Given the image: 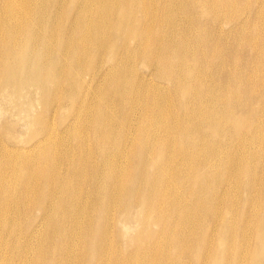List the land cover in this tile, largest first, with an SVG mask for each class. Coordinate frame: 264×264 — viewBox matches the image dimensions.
Listing matches in <instances>:
<instances>
[{"label":"bare ground","instance_id":"obj_1","mask_svg":"<svg viewBox=\"0 0 264 264\" xmlns=\"http://www.w3.org/2000/svg\"><path fill=\"white\" fill-rule=\"evenodd\" d=\"M0 264H264V0H0Z\"/></svg>","mask_w":264,"mask_h":264},{"label":"rangeland","instance_id":"obj_2","mask_svg":"<svg viewBox=\"0 0 264 264\" xmlns=\"http://www.w3.org/2000/svg\"><path fill=\"white\" fill-rule=\"evenodd\" d=\"M253 32V34L254 35H256V36H259V35H261V32L260 31H258V30H256V31H252ZM261 45V44H260ZM246 58H248L246 55H244ZM244 59V58H243ZM244 61L246 62L247 60L246 59H244Z\"/></svg>","mask_w":264,"mask_h":264}]
</instances>
